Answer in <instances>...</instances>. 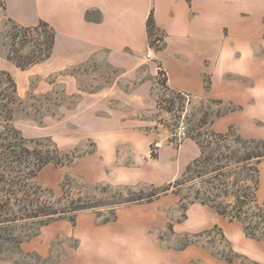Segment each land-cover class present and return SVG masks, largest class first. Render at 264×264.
<instances>
[{
	"label": "rangeland",
	"instance_id": "obj_1",
	"mask_svg": "<svg viewBox=\"0 0 264 264\" xmlns=\"http://www.w3.org/2000/svg\"><path fill=\"white\" fill-rule=\"evenodd\" d=\"M3 25L0 62L10 70L0 73L17 84L10 125L22 139L21 159L27 158L21 173L15 163L10 167L15 159L0 161V264H154L155 255L169 264V251L192 248L206 252L211 264H261L236 251L219 226L183 228L193 205L198 215L215 212L195 200L208 188L199 172L212 170L195 165L202 151L243 156L236 135L264 139L245 138L236 125L217 131L214 123L238 108L169 89L160 66L154 86L138 91L153 79L154 51L162 45L155 28L135 72L98 62L54 70L43 59L50 26L36 32L8 19ZM214 133L229 136L219 140ZM188 142L200 153L182 167L178 151ZM37 154L61 163L33 177ZM166 161L175 163L171 175L162 170ZM259 168L263 203L264 161Z\"/></svg>",
	"mask_w": 264,
	"mask_h": 264
},
{
	"label": "crops",
	"instance_id": "obj_2",
	"mask_svg": "<svg viewBox=\"0 0 264 264\" xmlns=\"http://www.w3.org/2000/svg\"><path fill=\"white\" fill-rule=\"evenodd\" d=\"M151 16L162 45L154 51L153 79L138 91L154 86L160 66L169 89L238 108L214 123L217 131L236 125L243 137L264 139V0H4L0 8L1 30L4 19L30 27L45 22L53 29L48 61L54 70L98 62L136 72L141 54L150 50ZM9 65L0 62V70ZM178 152L182 167L200 153L192 142ZM162 167L171 175L175 163ZM261 186L262 178L259 191ZM196 210L190 208L185 231L219 226L236 251L264 264V243L248 238L242 224ZM166 255L169 264H211L198 248ZM158 258L154 264H163Z\"/></svg>",
	"mask_w": 264,
	"mask_h": 264
},
{
	"label": "trees",
	"instance_id": "obj_3",
	"mask_svg": "<svg viewBox=\"0 0 264 264\" xmlns=\"http://www.w3.org/2000/svg\"><path fill=\"white\" fill-rule=\"evenodd\" d=\"M42 27L46 28L49 25L45 22H40L37 26L26 27V30L37 32ZM148 28L149 33L154 28L152 16L149 19ZM52 32V36L46 42V54L43 58L45 60L49 59L53 52L55 35L53 30ZM17 66L25 69L24 66ZM17 92V84L12 76L6 72H1L0 126H4L2 124H5L6 131L0 132V141L3 142L0 145V156L2 157L0 161L5 163V159H15L10 167H13L15 163L18 168L17 173H21L22 161H25L27 157L25 156V159H21L24 156L17 149L22 151V139L17 134H12L13 132L11 131L14 130L10 125L12 121L10 105L16 103L18 98ZM8 135L12 137V140H10ZM214 136L219 140H223L229 134L214 133ZM235 141L241 144L243 149L246 150L243 156H238L234 153L224 154L222 152H218L216 156L214 155L217 152L214 155H205V152L202 151V156L196 160L195 165H198V167L205 165L206 167L208 164V166L212 167V170L208 173H205V171L199 172L198 177L205 180L208 188L203 194V197L201 196V192H198L195 200L202 205L210 207L218 215L228 218L232 222H241L244 225L248 237L256 240H264V233L257 234V232L260 233L264 229V202L261 203L258 199L261 180L259 166L264 161V152H261L259 147L260 145H264V143L256 141L255 139L244 140L240 135H236ZM225 148L228 149L226 146ZM248 148L252 150L247 151ZM34 161L32 164L35 170H30V175L33 177L37 171L47 164L51 162L61 163L59 160H53L41 154L35 155ZM177 186L179 187V185Z\"/></svg>",
	"mask_w": 264,
	"mask_h": 264
},
{
	"label": "built area",
	"instance_id": "obj_4",
	"mask_svg": "<svg viewBox=\"0 0 264 264\" xmlns=\"http://www.w3.org/2000/svg\"><path fill=\"white\" fill-rule=\"evenodd\" d=\"M147 59H149V60H152L153 59V55H152L151 52H148ZM185 96L187 97V95H185Z\"/></svg>",
	"mask_w": 264,
	"mask_h": 264
}]
</instances>
